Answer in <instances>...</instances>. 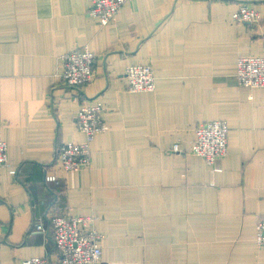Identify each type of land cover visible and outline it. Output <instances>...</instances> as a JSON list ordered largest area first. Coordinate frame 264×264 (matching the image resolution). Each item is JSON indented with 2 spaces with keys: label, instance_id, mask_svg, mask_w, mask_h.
Instances as JSON below:
<instances>
[{
  "label": "crops",
  "instance_id": "0c3cea01",
  "mask_svg": "<svg viewBox=\"0 0 264 264\" xmlns=\"http://www.w3.org/2000/svg\"><path fill=\"white\" fill-rule=\"evenodd\" d=\"M90 2L0 0V264L51 253L35 224L54 208L96 218L102 264H264V88L236 76L239 57L264 56V0H131L103 26ZM243 3L257 23L233 20ZM84 48L96 75L68 86L62 57ZM131 64L153 66V91L128 90ZM86 102L106 107L90 166L45 181L58 146L84 140ZM215 119L229 125L219 170L190 153Z\"/></svg>",
  "mask_w": 264,
  "mask_h": 264
},
{
  "label": "built area",
  "instance_id": "2783aa9c",
  "mask_svg": "<svg viewBox=\"0 0 264 264\" xmlns=\"http://www.w3.org/2000/svg\"><path fill=\"white\" fill-rule=\"evenodd\" d=\"M131 0H91L88 12L99 25L116 18L122 5ZM259 12L247 4H240L232 14L235 22L255 24ZM96 55L84 48L71 50L62 57L59 79L68 86L88 84L96 75ZM239 84L249 88H264V56H242L236 62ZM128 90L150 92L155 89V72L151 64H131L124 71ZM78 100V97H75ZM106 107L100 102H86L78 108L74 123L84 133L81 142L58 146L52 165L45 167V181L57 182L58 171H77L91 164L90 143L95 135L107 129L104 118ZM195 136L190 153L202 158L214 170L216 162L227 155L229 125L224 119L204 121L194 128ZM7 144L0 140V166L8 165ZM173 150L179 151L178 143ZM14 173V169L10 170ZM45 221H38L36 229L52 236V251L47 256L23 259L21 264H102L103 234L97 229L92 215H78L69 211L50 212ZM256 243L264 248V215L256 223Z\"/></svg>",
  "mask_w": 264,
  "mask_h": 264
},
{
  "label": "trees",
  "instance_id": "16d2710c",
  "mask_svg": "<svg viewBox=\"0 0 264 264\" xmlns=\"http://www.w3.org/2000/svg\"><path fill=\"white\" fill-rule=\"evenodd\" d=\"M57 211H63V210H59V209L56 210V208H54L51 212H52V213H55V212H57Z\"/></svg>",
  "mask_w": 264,
  "mask_h": 264
}]
</instances>
